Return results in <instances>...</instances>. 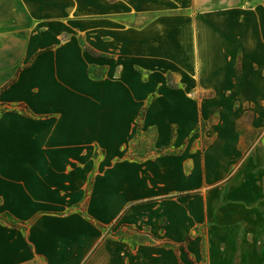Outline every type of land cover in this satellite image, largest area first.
Returning a JSON list of instances; mask_svg holds the SVG:
<instances>
[{
    "label": "crops",
    "instance_id": "0c3cea01",
    "mask_svg": "<svg viewBox=\"0 0 264 264\" xmlns=\"http://www.w3.org/2000/svg\"><path fill=\"white\" fill-rule=\"evenodd\" d=\"M184 2L108 55L0 1L28 17L0 35V264H197L226 247L193 228L241 153L238 121L264 127V0Z\"/></svg>",
    "mask_w": 264,
    "mask_h": 264
},
{
    "label": "rangeland",
    "instance_id": "374dc122",
    "mask_svg": "<svg viewBox=\"0 0 264 264\" xmlns=\"http://www.w3.org/2000/svg\"><path fill=\"white\" fill-rule=\"evenodd\" d=\"M109 1H117L119 7L128 8V11L107 12L105 8L102 9V4ZM184 3V0H27L32 25L47 17L48 24L58 23L65 35H79L88 49H92L88 42L99 44L108 51L105 53L108 55L115 54L118 50L125 52L132 49L133 47L126 45V39L135 38L133 32H137L142 26L154 21L180 22L183 19ZM171 5L181 8L174 12L171 11ZM78 6H91L97 11H85L82 16H73L71 8ZM23 16L25 15L15 12L14 5L7 13H0V35L11 32V25L21 21ZM25 18L28 20L27 16ZM73 22L80 24L71 26L70 23ZM126 53L127 58L131 57ZM106 71V67L100 66L95 73L99 76ZM178 79L176 73L171 71L167 82L175 86ZM211 96L213 95L195 94L192 98L197 103ZM218 96L221 95H217V98ZM251 116L252 112L247 111L238 121L241 136L238 145L241 153L235 159L227 179L223 178L213 185L214 189L205 196L206 207L200 200L201 219L193 228V234L207 230L208 235L215 240L216 236L221 235L223 240L226 241L228 237L229 241L223 243L226 247L221 253H192L197 264H264V127H251ZM209 122L210 119L201 120L199 131L209 127ZM122 230L132 232L129 234L124 231L129 238L143 236L129 227H121ZM183 255L184 258H190L189 255Z\"/></svg>",
    "mask_w": 264,
    "mask_h": 264
}]
</instances>
